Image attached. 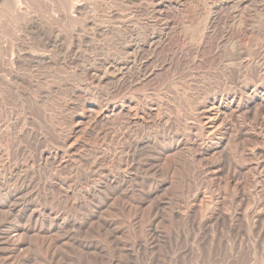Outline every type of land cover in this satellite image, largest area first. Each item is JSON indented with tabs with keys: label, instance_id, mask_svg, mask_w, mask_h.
<instances>
[{
	"label": "bare ground",
	"instance_id": "obj_1",
	"mask_svg": "<svg viewBox=\"0 0 264 264\" xmlns=\"http://www.w3.org/2000/svg\"><path fill=\"white\" fill-rule=\"evenodd\" d=\"M260 2L261 0H212L211 2L210 0H101L100 2L96 0H0V4H4L5 7H13L14 5L19 6L20 14H18V16L22 20L20 21L21 23L19 22L20 24H15L16 26H18L19 32H22L20 30H23L26 33L31 32L35 35L34 37L39 39V42L43 48H49V50L54 49L55 52H59L56 53V55L61 53V61L63 60L62 63L73 64L74 58H79L80 54L78 51H76V49L80 46H88L92 41H95V39L107 42L109 48L111 45L112 49H114L113 47L117 49L116 53H114L109 58L111 59V61H102L100 63L97 62L98 64H94L93 66L91 62L90 68L89 70H87V72L90 73V76L92 74V76L96 78L95 79L93 77L96 82L101 81L104 77H111L110 79L112 87H110L115 92V97L112 99V101H108L109 103L106 102L107 104L101 107L100 104L90 105L89 102H86L87 99H84L85 101L79 100L80 102L78 103H70L69 100H66L64 98H60L61 100H58L57 98L58 101H56V105L58 108V114L54 113V115L57 114V116L54 117L57 118L58 121L59 119H64L65 121L67 120L72 127L70 129H72L73 131V128L79 129L82 125L84 128L81 127L83 128L81 130H85L86 132L91 134L93 137L92 140L98 142H109L110 145L112 144L114 160L111 161L113 163V168H111L113 172V175L111 174L113 184L110 185L112 186L110 192L111 197L114 201V209L118 211L117 214L130 213L132 211L133 213L134 211H147L148 213H155L159 211L169 210L175 213L176 216L178 215L182 221L188 222L189 225L191 224L193 226L197 221L196 219H200V222L202 224L205 223V221H213L214 226L221 220V215L219 213L221 212V210H227L228 212L230 210L235 214L240 213L244 218L245 216H247V212L251 210L252 215L251 219L249 220H251L255 225L258 224L261 227H264V35H259L256 33L254 35V33L252 34L249 32V28H252L253 32L257 29L256 21L253 20V17L256 16L259 10L262 8V5H259L261 4ZM39 6H41V10L43 8L49 9L50 12L48 11L46 13H49L51 17H53V15L55 14L54 19L46 18L49 21H44L43 19H41V17L40 20L37 19V13L41 11L36 13L37 16L34 20H29V18H26V16H28L27 11H29L30 13L32 8L34 10V7L37 9ZM5 7L3 8L5 9ZM53 8H55L57 12H55V9ZM4 9H2L3 12L6 11V9L5 11ZM2 10L0 11L2 12ZM245 11H247V13L249 12L248 19L240 17V14L242 15V13H244ZM15 13L13 12V14ZM90 13L91 15L94 13L95 17L91 18V16H89ZM1 14L3 15V13ZM6 16L8 15L6 14ZM42 16L44 17V13ZM19 18L17 19V22L18 20H20ZM8 19H10V16ZM258 19L261 18L258 17L257 20ZM14 21L12 22L14 23ZM10 22L11 20L9 21V23ZM11 27L10 29H13ZM6 28L8 29L9 27L6 26L4 29L6 30ZM1 29L2 28H0V30ZM11 32L8 33L12 34L13 32ZM0 33V82L3 83H0V86L3 85L5 87H9L8 89L11 88L14 91L13 95L15 94L22 98V96H24L30 88H37H32L34 84H32V86L31 83L27 80L29 76L24 74L25 72L29 71L28 68H31L32 66L35 67V65L44 66L45 72V67L47 69V67H50L56 60H52L51 53H49L50 56H46L44 55V53L42 55L38 54V57L34 58L30 57L28 54H21L25 51H22L20 53L17 52L16 55H13V47L17 45L18 49V47H21L22 44L15 45L11 42V38L7 39L8 36L5 35V32ZM13 34L11 36H13ZM215 34L217 36L216 38L214 37L216 39L215 45L214 47H209L213 49H210L212 51H209L210 53H208L209 55L212 53L211 60L210 62L208 61L210 67L207 66L208 68H206L204 65H208V63H205L204 61L205 64L203 66L206 69H200L202 67V64H200L202 63V61L200 60V57L202 55H200V53L202 51L199 52L198 48H200L206 38L213 39L212 35ZM28 36L27 38H29ZM171 37H173L174 40L172 49L175 56H177V59H172V61L174 62L169 63L172 57L170 59L167 58L169 60L168 63L165 64L164 61H159L160 58H157V56H155V52L158 51V47L165 45V43L167 45V41L171 39ZM173 40H170V42ZM27 41L29 42L30 38ZM38 44L39 43H37V45ZM204 47H206V44H204ZM164 48L167 49L168 47ZM33 49L34 48H32V52H35L33 51ZM9 50L10 54L7 55L6 53ZM30 52L31 51H29L28 53ZM164 56L162 54L163 58ZM53 59H55L54 56ZM200 65L201 67H199ZM197 66L198 68H196ZM219 66H222L221 71H224V74H221L222 76L219 73V69L221 68ZM53 67L51 66V68ZM78 67L75 68L78 69ZM228 67H233V69L235 68L236 74L234 73L233 76L232 74H229L228 70L230 68L228 69ZM14 68L16 69L14 70ZM37 68L35 67V69ZM17 69H19L18 72ZM162 69L163 71L165 70V74L163 72L160 73H163L166 77L165 79L163 78L164 80L162 79V77H160V79L162 80L158 81L159 72L157 70L161 71ZM156 71L158 72L157 77H155L156 83L153 82L155 84L150 83V85H148L149 82H151L148 80L149 82L148 84H146V80L153 73L156 74ZM217 72L220 76L215 75V73ZM33 75L35 76V72ZM5 76H9L13 83H10V80H8L7 78L6 80ZM207 77L210 78L211 81L213 80V82L214 80H216V78L220 77V81L214 82L216 84L214 88L212 87L213 90H211L210 94L203 92L205 89L199 95L197 94V92L196 94L195 92L192 94L188 93V91H186L187 93L180 91V94L176 92L178 90L176 88L177 82L175 81L177 80L181 81L180 79H182L185 81V83H195L198 84L197 86L203 85V87L205 88L206 84L210 80ZM156 78L158 79L156 80ZM179 81L178 86L182 85V81L180 82L181 84H179ZM206 81L207 83H205ZM94 84L95 83H93V85ZM140 84H142L143 86L141 85L138 90H134L138 85L140 86ZM41 86L43 87V85ZM94 86L91 85L90 88L92 89ZM207 87H209V85ZM38 88L37 91L39 90ZM45 88L43 89L44 91L47 89ZM4 89L5 88H3L2 90L1 88L3 92H6L7 89L5 91ZM31 89L29 90V92L31 91ZM57 89H54L55 92L57 91ZM34 91L37 92L36 90ZM58 92H60V90ZM9 93L10 92L8 91V94ZM30 93L32 94L33 91ZM43 94L45 95L44 92ZM96 94L97 93H95V95ZM25 96L28 97L27 95ZM46 96H51V94L45 95V97ZM56 96H53V98L55 99ZM4 98L2 97L1 101H4ZM31 99H33V97ZM8 100L9 99L5 101L7 102ZM20 100L23 99H19V101ZM12 101H14V99ZM6 102H4V108L1 105L2 109L4 110L7 107ZM46 103H49V101ZM50 103L46 105L50 106ZM23 105L25 106L27 105V103H23ZM46 105L44 104V106ZM19 106H21V103L19 104ZM46 108V110L49 111L47 106ZM2 109L0 108V110ZM29 109H27V111ZM18 110L20 111L21 109L18 108ZM27 111H25L24 109V113ZM165 111L168 112V115L165 113ZM28 115L30 116V114ZM169 115H172L173 117ZM42 116L43 114H41V117ZM38 119L39 118H37V120ZM53 120L55 121L54 118L52 120L46 121L49 122ZM25 121H23L22 124H24ZM65 121L63 123L64 125L66 123ZM7 122L10 121L8 120ZM11 122H13V120ZM41 122L42 121H40V124ZM50 123L52 126V122ZM54 123L55 122H53V124ZM63 124L62 126H64ZM93 124H96L97 126L100 125V128L98 130L96 129V131L93 128V130ZM6 125L9 127L8 124ZM59 125H61V123H59ZM67 125H65L63 128L66 129L65 127H67ZM42 127H44V130H46L45 126ZM55 127H58V129L61 130V126ZM55 127L53 126L54 129ZM53 128L50 127L49 129ZM1 131L0 140L2 141L0 142L1 144H3V146L1 147L0 144V264H15V262L18 264H55L56 262V264H66L68 262L67 252L70 250L71 246L78 249L79 252L93 250L96 252V254H98L99 250L96 244L92 243V241H88L89 243H86V241L83 240L82 234H85V229H83V223H79L81 222V220L78 221V225H75V221H72V224L66 221L68 217H65L66 219H64L63 217V219H61L60 221L56 219L48 220L51 213H38L39 211L33 210L34 205L33 203H29L28 197L30 194L29 189L32 177L30 180H28L27 171H25L27 170L25 169V167L28 166L25 165L33 162V159L35 158L32 159L31 156L25 155V152L19 151L18 149L20 148L18 146L20 143L17 145V147H15L16 145L14 143H10V139L5 137L6 135L3 136ZM43 132L45 133V131ZM69 136H64L65 139L62 138L64 145L72 142L71 137ZM47 139L49 140V137ZM57 141L59 140L57 139ZM81 145L75 147V145L71 144L67 149H71L72 147H74L77 150H80V148H82ZM60 147H62V145ZM66 147L67 146H65L64 148ZM44 148H46V146H44ZM44 148L43 150H45ZM61 150L64 149L62 148ZM54 151L55 152L49 151L47 153H44L43 151L40 153L38 151L39 156L37 155L38 160L40 159L41 161L42 159H44L45 161L49 162L52 167L50 169L53 170L52 173L54 174V178L51 177L54 183L51 186L49 185L48 188L46 187L47 190L45 189V191L49 193V191L53 189L55 192H57L59 198V201L56 200L58 207L61 205L63 209H75L77 207V202L75 203V200H71L68 197L71 195H69L68 192V189L70 188L66 186L67 183L65 185L64 179L59 177L60 173H62L61 171L63 169L65 170V166L68 162L66 163V165L65 163L64 165H55L54 161L56 152L59 151ZM83 151L85 153L87 152L88 154H95V150L91 151V149L86 150L84 148ZM105 152H102L101 154H103L104 156L103 162L106 161L105 167H107L106 169L109 170L111 166H109L108 163L111 162H107L108 158L105 156ZM61 153L63 152L61 151ZM72 155H74V153ZM19 156L21 158L24 157V159L22 158V160L26 162L22 161V163H24L25 165L19 163V161L17 160ZM67 157L69 159V156ZM77 159L81 164V158L78 157ZM99 161L100 160L96 156H92V160L91 162H89L90 164L87 163V165L89 164L87 167V173L85 172L86 174H84L83 176L86 178H92L93 173L102 164L101 163L99 165ZM112 163L110 165H112ZM101 167L100 169L102 170L104 168L105 171V167ZM85 168L84 170L86 171ZM42 171L44 170L42 169ZM77 172H83V170ZM80 175L78 176L79 178ZM39 178L42 177L39 176ZM91 178L90 180L94 179L95 176H93L92 179ZM174 183H183V185L197 184V187H194V191L192 190L193 194L189 195V198H186L185 194H183L186 199L177 202L173 200L174 197L172 198V194L169 193V190L172 189ZM93 184H95V182ZM96 184L98 183L96 182ZM210 188L212 189L211 194L214 193L215 197H212L207 192L210 190ZM92 191L95 192V187L94 189H92ZM107 191L105 192L107 193ZM227 191L232 195L233 200L230 202L226 201V197L228 196H226ZM89 193L91 192L89 191ZM50 194L51 196L53 195L51 192ZM77 195L79 194L77 193ZM106 196L108 197L109 195ZM93 197L97 198V196L94 195ZM181 197L183 196L181 195ZM51 198H47L49 200V203H52ZM56 201H54V203ZM99 208H97V206H93L91 207L92 210L90 209L91 211H88L86 209V213L88 211V214H86L87 219L85 222H83L84 224H87L88 228L94 226L99 228V226H101L103 229H108L110 225L105 224L106 222L102 224L103 221L97 219L96 216H94V214H96L95 212L98 213ZM110 210H112V208ZM89 212H91V214ZM207 212L208 217H204L203 215H205ZM65 213L66 212H64V214ZM61 214H63V210ZM43 215L44 219L41 218L43 217ZM70 219H72V217H70L69 220ZM83 219H85V217ZM229 222L231 227L234 226L233 221L230 220ZM107 223L109 222L107 221ZM211 223L212 222H210V224ZM110 234L112 239L116 243L115 245L118 248L119 243L116 242L117 232L111 230ZM31 238L36 242L31 243L29 241ZM28 252H30L29 255H27ZM20 258L22 259V262L20 261ZM73 259L75 260L76 258H74L73 256ZM17 260L20 262H18Z\"/></svg>",
	"mask_w": 264,
	"mask_h": 264
},
{
	"label": "rangeland",
	"instance_id": "obj_2",
	"mask_svg": "<svg viewBox=\"0 0 264 264\" xmlns=\"http://www.w3.org/2000/svg\"><path fill=\"white\" fill-rule=\"evenodd\" d=\"M96 1H101V0H96ZM212 0H210V2H211ZM263 1V2H262ZM261 4H259L261 7V12H260V10H259V12L257 13V17L256 16H254L253 18V20H255L256 21V30L253 32V29L252 28H249V32L250 33H254V35H255V33L256 34H262V35H264V21H263V19H264V0H261V2H260ZM1 5V7H0V10H2V9H4L3 7H5L4 6V4L2 5V4H0ZM96 5V4H95ZM14 7V8H13ZM13 7H5V9H6V11H5V9H4V11L5 12H7V10H8V12L10 13V11H11V13L9 14L8 12L7 13H5V12H3V10H2V12L0 11V22L3 20L4 21V23H3V21L0 23V28H2L3 30H5L4 28L6 27V26H8L9 28L7 29L6 28V30L5 31H3L2 29L0 30V32H5V35L6 36H8L7 37V39H9V38H11V42L12 43H14L15 45L16 44H22L21 45V47H18V49H17V45L15 46V47H13V49H12V54L13 55H16L17 54V52L18 53H20V52H22V51H25V52H23V53H21V54H28L30 57H38V54L39 55H42L43 53H44V55H46V56H50V54L49 53H51V58H52V60L54 61V60H56V61H54V63L51 65L54 69H56V70H54L53 68H51V66L50 67H47V69H46V67H45V72H44V66H37V65H35V67L37 68V69H35V67L34 66H32L31 68L29 67L28 69H29V71H27V72H25L24 74H26L27 76H29L28 78H27V80H28V82H30L31 83V85L32 84H34V86L32 87V88H38L39 90L37 91V88L36 89H31V91L30 92H32L33 91V93L31 94L30 92H29V90L26 92V94L25 95H27L28 97H26L25 95L24 96H22V98L21 97H19V96H17V95H13V93H14V91L10 88V89H8L9 87H5V86H0V90H1V88H2V90H3V88H5L4 89V91L6 90V92H3L2 90L0 91L1 92V95H0V108L2 109V107H3V105L5 104L4 102H6L5 100H7V99H9L6 103V106L8 107H6V109H7V111H6V109L4 110V109H2V110H0L1 111V113H0V126H2V127H0V131H1V129H2V131H1V133H2V135L4 136V135H6L5 137H7V138H9L8 140L9 141H11L10 143H14L16 146L15 147H17V145L19 144V148L20 149H18L19 151H21V152H25V155H27V156H31V158L33 159V158H35V159H33V162H30L29 164L30 165H32V166H30L29 164H27V165H25L24 163H22V161H24V160H22V158L24 159V157H20L19 156V158L17 159L18 161H19V163L20 164H22V165H25V166H28V167H25V169H27V170H25V171H27V178H28V180H30L31 179V177H32V181H34V182H30V189H29V203H33V205H34V207H33V210H37V211H39L38 213H45V212H48L49 214H50V217H49V219L48 220H52V219H56V220H61V219H63V217H64V219H66L67 217V219H66V221H68L69 223H73L74 221V223H75V225H78V221H80L81 220V222H79V223H83V229H85V234H82V238H83V240L84 241H86V243H89V242H91L92 241V243H94V244H96L97 246H98V250H99V253L98 254H96V252L95 251H93V250H88V251H80L79 252V250L78 249H76L75 247H70V250L67 252V256H68V262L66 263V264H264V227H261L260 225H258V224H253L252 223V221L251 220H249V219H251V215H252V211L250 210V211H248L247 213V216H245V218L243 217V215L241 216V214L239 213V214H235V213H233L232 211H230L229 210V212L227 211V210H224V211H222L221 210V212H219L220 213V215H221V220L216 224V225H214L213 226V221H210V222H212L211 224H210V222H207V221H205V223H201L200 222V219H196L197 221H196V223L192 226L191 224L189 225V223L188 222H186V221H182L181 219H180V217L177 215L176 216V214L175 213H173V212H171V211H159V212H155V213H148L147 211H145V212H139V211H134V213H133V211L132 212H130V213H119V214H117L118 213V211L116 210V209H114L115 208V206H114V201H113V198L111 197V188H112V186H110V185H112L113 184V179H112V175H113V172H112V169L111 168H113V163L111 162V161H113L114 159H113V155H114V152H113V146H112V144L110 145V143L109 142H103V141H95V140H92V135L91 134H89L88 132H86L85 130H81V129H83L84 127L81 125L80 126V128L78 129H76V128H73L74 129V131L72 130V129H70V128H72L71 126H70V123H68V121L66 120H64V119H59V121L57 120V118H55L56 116H57V114H58V108H57V105H56V101H58V100H61V99H66V100H69L70 101V103H78V102H80V101H85L84 99H87L86 100V102L88 103H90V105L91 104H94V105H98V104H100V106L101 107H103L105 104H107V103H109V102H111L112 101V99L115 97V92L112 90V86H111V77H104L101 81H99V82H96L95 81V77L94 76H92V74H91V76H90V73L89 72H87V70H89V68H90V65H91V62H92V66L94 65V64H98V63H100V62H102V61H106V62H109V61H111V59H109L114 53H116V51H117V49H115V47H113L114 49H112L111 48V45H110V48H109V46H108V44H107V42H103V41H100V40H97V39H95V41H92V42H96V43H92V46H91V43L88 45V46H77V47H79V48H77L76 49V51H78L80 54H79V58L78 57H75L74 58V62L76 63H74L73 62V64H65V63H62L63 62V60L61 61V59H62V54L60 55V54H57L56 55V53H59V52H55V50L53 49V50H49V48H43L42 47V45L40 44V42H39V39L38 38H36V37H34L35 35L34 34H32L31 32H24L23 30H20V31H22L21 33L19 32V29H18V26H16V25H18L17 23H19L22 19H20L19 18V16H18V14H20V8H19V6L18 5H14ZM36 7V6H35ZM34 7V10H33V8H32V10L30 11V13H29V11H27L26 13H27V15L29 16H26V18H29V20L30 19H35L36 18V16H37V14H38V17H37V19H39L40 20V17H41V19H43L44 21H46V20H48V19H46V18H51V19H54V16H55V14L53 15V17H51V15L49 14V13H46V12H48L49 11V9H46V8H43L42 10L40 9L41 8V6H39L37 9ZM2 8V9H1ZM13 10H11V9ZM50 8V7H49ZM10 9V10H9ZM53 9H55V8H53ZM121 9H122V7H121ZM263 9V10H262ZM36 10H38V11H36ZM46 10V11H45ZM39 11H41V12H39ZM44 11V12H43ZM166 11V10H165ZM13 12L15 13V14H13ZM37 12H39V13H37ZM50 12V11H49ZM55 12H57L56 11V9H55ZM1 13H3V15L1 14ZM34 13V14H33ZM37 13V14H36ZM43 13H44V17L42 16L43 15ZM92 13V12H91ZM91 13H90V15L89 16H91V18H93V17H95V14L93 15H91ZM245 13V14H244ZM244 13H242V15L240 14V17H244L245 19H248V14H249V12L247 13V11H245ZM247 13V14H246ZM6 14L8 15V16H6ZM14 16H13V15ZM49 16H48V15ZM244 14V15H243ZM12 15V16H11ZM39 15H41V16H39ZM47 17H46V16ZM9 16H10V19H8L9 18ZM17 16V17H16ZM56 16H57V14H56ZM262 16V17H261ZM261 18V19H258L257 20V18ZM1 18H3V19H1ZM20 19V20H18V22H17V19ZM56 18V17H55ZM243 18V19H244ZM8 19V20H7ZM14 19H15V21H14ZM244 19V20H245ZM7 20V21H6ZM11 20V22L9 23V21ZM12 21H14V23L12 22ZM49 21V20H48ZM8 22V23H7ZM258 22V23H257ZM261 22H263V23H261ZM21 23V22H20ZM19 23V24H20ZM6 24V25H5ZM11 24V25H10ZM16 24V25H15ZM12 26V27H11ZM10 27L11 28H13V29H10ZM16 27H17V29H16ZM260 27V28H259ZM16 30H15V29ZM252 29V30H251ZM9 30V31H8ZM15 30V31H14ZM18 30V31H17ZM14 33H12V32ZM18 33H17V32ZM8 32H11L12 34H13V36H11L12 34H9ZM261 32V33H260ZM20 33V34H19ZM23 33V34H22ZM26 33V34H25ZM1 34V33H0ZM17 34H19L20 35V37H19V35H17ZM9 35H10V37H9ZM17 35V36H16ZM25 35V36H24ZM29 35V36H28ZM27 36L30 38V41L28 42L27 40H29V38H27ZM213 37V39H211V38H206V40L204 41V43L200 46V48H198L199 49V52H201L200 53V55H202L201 57H200V60L202 61V63H200V64H202V67H201V65L199 66V67H201L200 69H204L205 67L206 68H208V67H210L209 65V62H210V60H211V56H212V53L209 55L208 53H210L209 51H212V50H210V49H213V48H209V47H214V45H215V42H216V34L215 35H212ZM13 37H15V38H13ZM211 37V36H210ZM215 37V38H214ZM257 37H260V36H257ZM35 38V39H34ZM169 38H170V36H169ZM18 39H20V40H18ZM207 39H208V41H207ZM215 39V40H214ZM16 40V41H15ZM168 40V39H167ZM170 40H173V37H171V39H169L168 41H167V45H166V43H165V45H163V46H161V47H158L157 48V52H155L156 53V55L155 56H157V58L159 57L160 59H159V61L160 62H163L164 61V63L165 64H167L168 63V60L171 58V60L169 61V63L171 62V63H173L174 61H172V59L173 60H176L177 58V56H175V54H174V52H173V45L172 44H174L173 42H174V40L173 41H171L170 42ZM14 41V42H13ZM24 41V42H23ZM25 41H26V43H25ZM36 41H38V42H36ZM17 42V43H16ZM19 42V43H18ZM37 43H39L38 45H37ZM102 43V44H101ZM104 43V44H103ZM26 44V45H25ZM31 46H29V45ZM168 44H170V45H168ZM204 44H206V47H204ZM41 45V46H40ZM106 47H105V46ZM102 46V47H101ZM83 49H82V48ZM164 47H168L167 49H165ZM204 47V48H203ZM15 48V49H14ZM32 48H34L33 49V51H35V52H32ZM105 48V49H104ZM204 49V50H202V49ZM21 49V50H20ZM48 49V50H47ZM79 49V50H78ZM87 49V50H86ZM108 51H107V50ZM201 49V50H200ZM16 50V51H15ZM37 50V51H36ZM44 50V51H43ZM100 50V51H99ZM110 50V51H109ZM167 52H166V51ZM29 51H31L30 53H28ZM40 51V52H39ZM50 51V52H49ZM52 51H54V52H52ZM15 52V53H14ZM27 52V53H26ZM37 52V53H36ZM47 52V53H46ZM103 52V53H102ZM160 52V53H159ZM32 53V54H31ZM41 53V54H40ZM54 53V54H53ZM163 54V56H164V58L162 57V54ZM171 53V54H170ZM7 55H9L10 54V50L6 53ZM98 54V55H97ZM102 55V56H101ZM168 55V56H167ZM170 55H172V56H170ZM174 55V56H173ZM208 55V56H207ZM53 56H54V58L55 59H53ZM60 56V57H59ZM161 56V57H160ZM167 56V57H166ZM170 56V57H169ZM60 59H59V58ZM87 57V58H86ZM96 57H97V59H96ZM100 57H101V59H100ZM202 57H203V59H202ZM208 57V58H207ZM162 58V59H161ZM167 58H169V59H167ZM175 58V59H174ZM205 58V59H204ZM95 59V60H94ZM166 59V60H165ZM209 59V60H208ZM57 60H58V62H57ZM79 60V61H78ZM87 60V61H86ZM90 62H89V61ZM101 60V61H100ZM108 60V61H107ZM207 60V61H206ZM59 61H61V62H59ZM81 61V62H80ZM83 61V62H82ZM86 61V62H85ZM94 61H96V62H94ZM166 61V62H165ZM204 61H205V63L207 62L208 63V65L207 64H205L204 63ZM209 61V62H208ZM56 62V63H55ZM80 62V63H79ZM98 62V63H97ZM58 63V64H57ZM61 63V64H60ZM77 63H78V65H79V67H78V65H77ZM83 65H82V64ZM64 64V65H63ZM81 64V65H80ZM89 64V65H88ZM164 64V65H165ZM205 64V65H204ZM84 65H86V66H84ZM205 67H204V66ZM57 68H56V67ZM66 66V67H65ZM71 66H73V67H71ZM89 66V67H88ZM208 66V67H207ZM33 67H34V69H33ZM68 67V68H67ZM75 67H78V69H76ZM87 67V68H86ZM219 67H221L219 70L221 71L222 70V66H219ZM40 68V69H39ZM62 68V69H61ZM66 68V69H65ZM70 68V69H69ZM72 68V69H71ZM83 69V71H82V69ZM196 68H198V66L196 67ZM205 68V69H206ZM215 68H217V67H215ZM230 68V69H229ZM16 68H14V70H15ZM32 69V70H31ZM51 69V70H50ZM77 70V71H74V70ZM85 69H86V72H85ZM217 69V70H218ZM228 72H229V74H232V76L234 75V73L236 74V70H235V68L233 69V67L231 68V67H228ZM232 69V70H231ZM18 70L19 69H17V72H18ZM39 70V71H38ZM43 70V71H42ZM80 70H81V72H80ZM21 71V70H20ZM19 71V72H20ZM33 72V74H34V72H35V76L32 74V72ZM159 73L160 72H163L164 74H165V70L163 71V69L161 70V71H159V70H157ZM155 72L156 74H152L146 81L147 82H145L146 84H148V82L149 81H151V82H149V84L148 85H150V83H152V84H155L156 83V81H155V77H157V73L158 72ZM219 71V73H220V75L222 74H224V71H221L220 72ZM22 72V71H21ZM42 72V73H41ZM78 72H80V73H78ZM40 73V74H39ZM85 73V74H84ZM158 73V78H156V80L158 79V81H161L163 78L165 79V77L166 76H164V74L162 73H160L161 74V76H160V74ZM218 73V72H217ZM217 73H215V75L216 76H220L219 75V73L217 74ZM226 73V72H225ZM20 74H23V73H20ZM46 74V75H45ZM50 74V75H49ZM71 74V75H70ZM79 74V75H78ZM81 74V75H80ZM88 74V75H87ZM33 75V76H32ZM37 75V76H36ZM73 75H75V76H73ZM155 75V76H154ZM221 75V76H222ZM79 76V77H78ZM84 76V77H83ZM86 76V77H85ZM9 76H5V79L7 78L8 80H10V83H13V81L11 80V78L9 77ZM36 77H38V78H36ZM92 77V78H91ZM95 79H94V78ZM160 77H162V79H160ZM235 77V76H234ZM40 78V79H39ZM152 78V79H151ZM153 78H154V81H153ZM208 78V77H207ZM6 79V80H7ZM37 79V80H36ZM44 79H45V81H44ZM49 79V80H48ZM81 79V80H80ZM92 79H94V80H92ZM163 79V80H164ZM208 79H210V78H208ZM219 79V80H218ZM53 80V81H52ZM62 80H64V81H62ZM110 80V81H109ZM149 80V81H148ZM181 81H182V85H180V86H178V81L179 80H177V81H175V82H177V84H176V88H177V90L178 91H176V92H178L179 94H180V91H183L184 93H187L186 91H188V93H194L195 92V94H196V92H197V94L199 95L204 89V91L203 92H205V93H207V94H210L211 93V90H213V88L215 87V84L216 83H214L215 81H220V77H218V78H216V80H214V82H213V80L211 81V79L208 81V83H207V81L205 82V83H207L206 84V86H205V88L203 87V85H199V86H197L198 84H195V83H185V81L184 80H182V79H180ZM12 81V82H11ZM48 81H49V83H48ZM75 81V82H74ZM84 81V82H83ZM108 81H109V83H108ZM181 81H179V84H181L180 82ZM34 82H36V83H34ZM59 82V83H58ZM62 82V83H61ZM79 82V83H78ZM81 82V83H80ZM89 83V84H86V83ZM92 82V83H91ZM153 82H155V83H153ZM184 82V83H183ZM210 82H211V84H210ZM1 83V82H0ZM38 83H39V85H38ZM41 83V84H40ZM57 83V84H56ZM71 83V84H70ZM93 83H95L94 85H93ZM1 84H3V83H1ZM0 84V85H1ZM38 85V86H36V85ZM60 84V85H59ZM83 84V85H82ZM92 86H94L93 88H94V90H93V88L91 89L90 88V86L91 85ZM143 84V83H142ZM142 84H140V86L138 85L134 90H138L140 87H141V85ZM183 84H184V86H183ZM188 84V85H187ZM213 84H214V86H213ZM6 85V84H5ZM41 85H43V87L41 86ZM59 85V86H58ZM63 85V86H62ZM65 85V86H64ZM79 85V86H78ZM187 85V86H186ZM192 85V86H191ZM196 85V86H195ZM209 85V87H207ZM47 88H45V87ZM58 87V89H59V87H60V92H58L59 90L57 89V87ZM89 88H88V87ZM111 86V87H110ZM143 86V85H142ZM189 86H191V87H189ZM193 86H195V87H197V88H199V89H197V88H195V87H193ZM51 87V88H50ZM63 87V88H62ZM81 87H83V88H81ZM87 87V88H86ZM108 87V88H107ZM182 87H184L185 88V90H184V88H182ZM203 87V88H202ZM207 87V88H206ZM213 87V88H212ZM41 88V89H40ZM46 89V90H48V88H49V90L51 91V93H50V91H49V93H48V91H44L43 89ZM53 88V89H52ZM182 88V89H181ZM194 88V89H193ZM202 88V89H201ZM212 88V89H211ZM57 89V93L55 92V90ZM74 89V90H73ZM81 89V90H80ZM85 89V90H84ZM89 89V90H88ZM187 89V90H186ZM192 90V92H191V90ZM208 89H210V90H207ZM34 90H36L37 92H35ZM42 90V91H41ZM63 90V91H62ZM67 90H68V92H67ZM92 90V91H91ZM107 90V91H106ZM108 90H109V92H108ZM196 90V91H195ZM8 91L10 92L9 94H8ZM41 91V92H40ZM54 91V92H53ZM73 91V92H72ZM97 91V92H96ZM114 93H113V92ZM43 92L45 93V95H49V94H51V96H52V98H51V96H46L47 97V100H46V97H45V95L43 94ZM65 93V94H63V93ZM93 92V93H92ZM199 92V93H198ZM2 93H3V95H2ZM6 93V94H5ZM11 93H12V95H11ZM53 93V94H52ZM70 94V95H68V94ZM95 93H97L96 95H95ZM99 93V94H98ZM8 94V95H7ZM29 94H30V96H29ZM33 94H35V95H33ZM37 94V95H36ZM40 94H42V95H40ZM55 94V95H54ZM62 94V95H61ZM83 94H84V96H83ZM7 95V96H6ZM44 95V96H43ZM56 95H59V96H56ZM66 95V96H65ZM73 95V96H72ZM78 95H80V96H78ZM92 95H95V96H92ZM102 95V96H101ZM4 98L5 96V98H4V101H1V98L2 97ZM9 96V97H8ZM18 98H17V97ZM40 98H39V97ZM53 96L55 97L56 96V100L53 98ZM61 96V97H60ZM67 96H69V97H67ZM105 96V97H104ZM24 97H25V99H24ZM33 97V99H31ZM78 97H80V98H78ZM93 97V98H92ZM99 99H98V98ZM7 98V99H6ZM10 98H12V99H10ZM17 100H16V99ZM36 98V99H35ZM45 100H44V99ZM57 98H58V100H57ZM61 98V99H60ZM68 98V99H67ZM71 98V99H70ZM95 98V99H94ZM97 98V99H96ZM107 98V99H106ZM14 99V101H12ZM19 99H23V100H20L19 101ZM35 99V100H34ZM43 99V100H42ZM49 99H51V100H49ZM76 99V100H75ZM53 100V101H52ZM80 100V101H79ZM95 100V101H94ZM100 102H99V101ZM107 100V101H106ZM12 101V102H11ZM17 101V102H16ZM25 101V102H24ZM32 101V102H31ZM44 101H46V102H48L49 101V103H50V106L49 105H46V104H49V103H46V102H44ZM55 101V102H54ZM109 101V102H108ZM38 104H37V103ZM41 102H43V103H41ZM54 102V103H53ZM96 102V103H95ZM103 102V103H102ZM107 102V103H106ZM17 103V104H16ZM21 103V106H19V104ZM23 103L25 104V103H27V105L29 106H27V105H23ZM31 103H32V105H31ZM34 103V104H33ZM16 106H15V105ZM37 104V105H36ZM43 104V105H42ZM44 104L48 107V110L49 111H47L46 109V106H44ZM1 105H2V107H1ZM10 105V106H9ZM22 105H23V107H22ZM52 105V106H51ZM55 105H56V107H55ZM13 106V107H12ZM32 106V107H31ZM40 106V107H39ZM17 107V108H16ZM21 107V108H20ZM38 107V108H37ZM55 107V108H54ZM4 108V107H3ZM18 108L19 109H21L20 111L18 110ZM25 109V111H27V109H29L27 112H29V113H27V112H25L24 113V109ZM32 108V109H31ZM34 108H36V109H34ZM40 108V109H39ZM54 108V109H53ZM57 108V109H56ZM38 109V110H37ZM53 109V110H52ZM56 109V110H55ZM16 110V111H15ZM23 110V111H22ZM13 111V112H12ZM37 112V114H36V112ZM38 111H41V112H38ZM4 112H7V113H4ZM49 112V113H48ZM5 115H4V114ZM12 115H11V114ZM24 113V114H23ZM34 115H33V114ZM40 115H39V114ZM51 113H53V114H51ZM54 113H57V114H55L54 115ZM165 113L168 115V112L167 111H165ZM8 114H10V115H8ZM23 114V115H22ZM28 114H30V116L28 115ZM31 114H32V116H31ZM41 114H43V116L41 117ZM47 114H49V115H47ZM7 115V116H6ZM25 115H27V116H25ZM39 115V116H38ZM45 115H46V117H45ZM53 115V116H52ZM10 116V117H9ZM13 116V117H12ZM23 116H25V117H23ZM37 116V117H36ZM49 116V117H48ZM55 116V117H54ZM169 116H171V117H173L172 115H169ZM21 117V118H20ZM23 117V118H22ZM31 117H32V119H33V121H32V119H31ZM45 117V118H44ZM6 118H8V119H6ZM37 118H39L38 120H37ZM44 118V119H43ZM51 118V119H50ZM55 119V121L53 120V121H46V120H52V119ZM6 119V120H5ZM11 119V120H10ZM17 119V120H16ZM27 119V120H26ZM12 121L13 120V122H7V121ZM26 120V121H25ZM32 122H31V121ZM45 122H44V121ZM62 120H63V122H62ZM23 121H25L24 122V124H22L23 123ZM38 121V122H37ZM40 121H42L41 122V124H40ZM57 121V122H56ZM64 121L66 122L65 123V125H67V127H65L66 129H64L63 127L65 126L63 123H64ZM28 122H30V123H28ZM50 122H52V126H51V123ZM53 122H55L54 124H53ZM61 123V125H59V123ZM5 123V124H4ZM10 123V124H9ZM14 123V124H13ZM34 123V124H33ZM44 123V124H43ZM4 124V125H3ZM6 124H8L9 125V127L6 125ZM19 124H20V126H19ZM38 126H37V125ZM49 124V125H48ZM62 124L64 125V126H62ZM15 125V126H14ZM24 125V126H23ZM28 125V126H27ZM31 125V126H30ZM45 126V129L46 130H44V127H42V126ZM94 126L92 127V129L94 128L95 129V131H96V129L98 130L100 127V125H96V124H93ZM4 126V127H3ZM18 126V127H17ZM51 128H53V126L55 127V126H61L60 128H61V130H59L58 129V127L56 128L55 127V129L53 128V129H49L50 127ZM68 126H70V127H68ZM5 127H6V130H5ZM12 127V128H11ZM24 127V128H23ZM46 127H49V128H46ZM81 127H83V128H81ZM9 128V129H8ZM34 128H35V130H34ZM43 128V129H42ZM63 128V129H62ZM28 129V130H27ZM70 129V130H69ZM93 129V130H94ZM6 131V134H5V131ZM8 130H9V132H8ZM32 130V131H31ZM41 132H40V131ZM45 131V133L43 132V131ZM49 130V131H48ZM51 130H52V134L54 135V137H53V135L51 134ZM53 130H54V133H53ZM56 130V131H55ZM68 130H69V132H68ZM76 130V131H75ZM28 132V133H27ZM38 132V133H37ZM43 132V133H42ZM48 132H50V133H48ZM57 132H59V133H56ZM72 132V133H71ZM8 133V134H7ZM48 135H47V134ZM71 135H70V134ZM14 134V135H13ZM30 134H31V136H30ZM34 134H36V135H34ZM42 134V135H41ZM45 134V135H44ZM52 136H51V135ZM34 135V136H33ZM70 135V136H69ZM91 135V136H90ZM14 136V137H13ZM18 136V137H17ZM40 136V137H39ZM51 136V137H50ZM57 136V137H56ZM60 136H61V138H60ZM63 136V137H62ZM64 136L66 137V136H69V137H71V141L72 142H70L69 144H65L64 145V142H63V140H62V138L63 139H65L64 138ZM4 137V138H5ZM12 138V140H11V138ZM46 139H45V138ZM49 137V140L47 139ZM39 138V139H38ZM54 138V139H53ZM55 138H57L59 141H61V142H59V141H57V139H55ZM60 138V139H59ZM75 138V139H74ZM43 139V140H42ZM4 140V139H3ZM25 142H24V141ZM38 140V141H37ZM41 140V141H40ZM48 140V141H47ZM73 140H75V141H73ZM0 141H2V140H0ZM95 141V142H94ZM18 142V143H17ZM37 142V143H36ZM49 142V143H48ZM77 142H79V143H77ZM101 142V143H100ZM58 143V144H57ZM60 143V144H59ZM61 143H63V144H61ZM0 144H1V142H0ZM46 144V145H45ZM75 145V147L76 146H80L81 144H83V145H81V147L82 148H80V150H77L76 148H74V147H72L71 149H67L68 148V146L69 145ZM93 144V145H92ZM96 144V145H95ZM31 147H30V146ZM43 145V146H42ZM54 145V146H53ZM62 145V147H60V146ZM63 145H64V147L65 146H67L66 148H64L63 147ZM106 145V146H105ZM110 145V146H109ZM3 146V144H1V147ZM29 146V147H28ZM40 146V147H39ZM44 146H46V148H44ZM55 146H56V148H55ZM95 146V147H94ZM109 146V147H108ZM234 146V145H233ZM36 147V148H35ZM86 149V150H90L91 149V151H94V153L96 154H88L87 152L85 153L83 150H84V148ZM87 147V148H86ZM31 148V149H30ZM43 148L46 150H43ZM49 148V149H48ZM64 149V150H61V149ZM109 148H110V150H109ZM29 149V150H28ZM33 149V150H32ZM36 149V150H35ZM41 149V150H40ZM50 149H52V150H50ZM97 149V150H96ZM108 150V152H107V150ZM48 150V151H47ZM54 150H56V151H59V152H56V156H55V161H54V163H55V165H59V164H62V165H64V163H65V165H66V163H67V165L65 166V170L63 169L61 172L62 173H60V178H62V179H64V181H65V185H66V183H67V187L68 188H70V189H68V192H69V195L70 196H68L71 200H75L74 202L77 204V207L75 208V209H63L62 208V206L60 205L59 207H58V205H57V201H59V198H58V194H57V192H55L53 189H51L50 191H49V193L48 192H46L45 191V189H46V187L48 188L49 187V185L51 186L53 183H54V181H53V179H51V177L52 178H54V174L52 173L53 172V170H51L50 168H52L51 167V165L49 164V162L48 161H45L44 159H42L41 161H40V159L38 160V157H37V155L39 156V153H38V151L41 153L42 151L44 152V153H47V152H55ZM76 150V151H75ZM103 150V151H102ZM105 150H106V152H105ZM61 151L63 152V153H61ZM31 152V153H30ZM71 154H70V153ZM84 152V153H83ZM102 152H105V156L108 158L107 159V162L108 161H110L111 163H112V165H110L111 163H108V165L109 166H111L110 168H109V170H111V171H109L108 169H106L107 167H105L106 166V161L105 162H103V154H101ZM112 154H111V153ZM33 153V154H32ZM36 153V154H35ZM66 153V154H65ZM74 153V155H72ZM62 154V155H61ZM68 154V155H67ZM72 156H70V155ZM97 154H99V155H97ZM69 156V159H68V157L67 156ZM84 155V156H83ZM86 155V156H85ZM91 155V156H90ZM110 155V156H109ZM26 156V157H27ZM63 156V157H62ZM92 156H96L100 161H99V165L102 163V164H104V165H102V167H101V165L96 169V171L93 173V176H95V178L94 179H92L93 178V176H92V180H90V178H86V177H84L83 175L84 174H86L87 173V167H88V165L90 164L89 162H91V160H92ZM101 156H102V158H101ZM56 157H58V158H56ZM71 157V158H70ZM78 157H80L81 158V160H82V163L80 164V162H79V160L77 159ZM90 159H89V158ZM21 158V159H20ZM62 158V159H61ZM111 159V160H110ZM21 160V161H20ZM57 160V161H56ZM59 161H60V163H59ZM73 161V162H72ZM24 162H26V161H24ZM45 162H47V163H45ZM58 162V163H57ZM63 162V163H62ZM87 163H89L88 165H87ZM38 164V165H37ZM69 164H70V166H69ZM73 164V165H72ZM77 164V165H76ZM80 164V165H79ZM48 166V167H47ZM50 166V167H49ZM86 168H85V167ZM103 166L105 167V171H104V168H103ZM32 167V168H31ZM44 167H45V169H44ZM100 167L101 168H103L102 170L100 169ZM66 168H67V170H66ZM76 168V169H75ZM84 168L86 169V171L84 170ZM36 169V170H35ZM42 169L44 170V171H42ZM70 169V170H69ZM79 169V170H78ZM83 170V172H77V171H82ZM31 170V171H30ZM47 170V171H46ZM101 172H100V171ZM108 170V171H107ZM64 171V172H63ZM99 171V172H98ZM39 172V173H38ZM48 174H47V173ZM74 174H73V173ZM86 172V173H85ZM108 172V173H107ZM64 173V174H63ZM78 173V174H77ZM82 175H80V174ZM98 173V174H97ZM107 173V174H106ZM32 174V175H31ZM39 174V175H38ZM46 174V175H45ZM76 174V175H75ZM112 174V175H111ZM71 175V176H70ZM80 175V178L78 177ZM97 175V176H96ZM39 176L40 177H42V178H39ZM56 176V175H55ZM110 178H109V177ZM48 177V178H47ZM83 177H84V179H83ZM100 177V178H99ZM103 177V178H102ZM107 177V178H106ZM39 178V179H38ZM42 179V180H41ZM49 181H48V180ZM102 181H101V180ZM40 180V181H39ZM67 180V181H66ZM76 180V181H75ZM98 180V181H97ZM107 180V181H106ZM51 181H52V183H51ZM105 183H104V182ZM46 182V183H45ZM80 182V183H79ZM86 182V183H85ZM95 182V184H93ZM96 182L98 183V184H96ZM32 183V184H31ZM85 183V184H84ZM92 183V184H91ZM206 183H208V182H206ZM106 184H107V186H106ZM136 184H138V183H136ZM181 184V185H180ZM76 185V186H75ZM84 185V186H83ZM92 185V186H91ZM178 185V186H177ZM44 186V187H43ZM73 186H74V188H73ZM91 186V187H90ZM78 187H79V189H78ZM84 187V188H83ZM94 187H95V192H93L92 191V189H94ZM194 187L196 188L197 187V184H189V185H187V184H184L183 185V183H174L173 184V187H172V189L171 190H169V193L170 194H172L171 196H172V198H173V200H175V201H183V200H185L186 198H189L190 196L189 195H192L193 193V191H194ZM44 190H43V189ZM82 188V189H81ZM88 188V189H87ZM107 188V189H106ZM91 189V190H90ZM168 189V188H167ZM183 189V190H182ZM30 190H32V191H30ZM40 190V191H39ZM47 190V189H46ZM81 190V191H80ZM108 190V191H107ZM193 190V191H192ZM212 189L210 188V190L209 191H207L212 197H215V194L213 193V194H211V191ZM73 191V192H72ZM79 191V192H78ZM89 191L91 192V193H89ZM105 191H107V193L105 192ZM191 191V192H190ZM46 192V193H45ZM50 192L53 194L52 196H51V194H50ZM88 192V193H87ZM45 193V194H44ZM77 193L79 194V195H77ZM188 193V194H187ZM36 194V195H35ZM38 194V195H37ZM48 194H50V195H48ZM94 196H97V198L95 197H93V195ZM96 194V195H95ZM100 194V195H99ZM183 194H185V197H184V195ZM40 195V196H39ZM47 195V196H46ZM106 195H109L108 197L106 196ZM181 195L183 196V197H181ZM214 195V196H213ZM228 195V196H227ZM57 196V197H56ZM98 196H100V197H98ZM105 196V197H104ZM226 201L227 202H230V201H232L233 199H232V195H231V193L230 192H226ZM32 199H31V198ZM52 197V198H51ZM53 197H55V198H53ZM39 198V199H38ZM50 199L51 198V202L52 203H49V200L48 199ZM87 198H88V200H87ZM98 198H99V201H98ZM111 198H112V200H111ZM178 198V199H177ZM181 198V199H180ZM184 198V199H183ZM230 198V199H229ZM82 199V200H81ZM96 199V200H95ZM103 199V200H102ZM109 201H107V200ZM41 200V201H40ZM53 200V201H52ZM57 200V201H56ZM36 201V202H35ZM54 201H56L55 203H54ZM92 201V202H91ZM94 201V202H93ZM104 201H106V202H104ZM110 201H111V203H110ZM175 201H173V202H175ZM40 202V203H39ZM46 202V203H45ZM48 202V203H47ZM96 202V203H95ZM101 202V203H100ZM86 203V204H85ZM90 203V204H89ZM100 203V204H99ZM104 203V204H103ZM107 203H109V204H107ZM46 204V205H45ZM51 204H52V206H51ZM54 204V205H53ZM89 204V205H88ZM91 204H93V205H91ZM107 204V205H106ZM36 205V206H35ZM39 205V206H38ZM81 205V206H80ZM83 205V206H82ZM99 205V206H98ZM47 206V207H46ZM56 206V207H55ZM90 206V207H89ZM93 206H97V208H99V211H98V213L97 212H95L96 214H94V216H96V218L97 219H99V220H102V221H100V222H102V224H104L105 222V224H107V225H110L109 227H110V229H109V227H108V229L106 228H102L101 226H99V228L98 227H96V226H94V227H87V224L85 223L84 224V222L86 221V219H87V215L86 214H88V211H91L92 209H91V207H93ZM112 206V207H111ZM37 209H36V208ZM49 207V208H48ZM52 207V208H51ZM86 207V208H85ZM107 207H108V209H107ZM39 208V209H38ZM52 210H51V209ZM55 208V209H54ZM105 208V209H104ZM112 208V210H110ZM58 211H57V210ZM60 209V210H59ZM81 209V210H80ZM86 209L88 210L87 211V213H86ZM91 209V210H90ZM41 210V211H40ZM62 210H63V214H64V212H66L67 213V216H66V213L63 215V214H61L62 213ZM72 210V211H71ZM79 210V211H78ZM109 210V211H108ZM56 211V212H55ZM113 211V212H112ZM73 212V213H72ZM100 212V213H99ZM224 212V213H223ZM251 212V213H250ZM60 213V214H59ZM70 213V214H69ZM90 214H91V212H89ZM163 213V214H162ZM82 214V215H81ZM99 214V215H98ZM149 214V215H148ZM174 214V215H173ZM233 214V215H232ZM224 215V216H223ZM98 216V217H97ZM204 217L206 216V217H208V212L205 214V215H203ZM235 216V217H234ZM62 217V218H61ZM66 217V218H65ZM70 217H72V219H70L69 220V218ZM74 217V218H73ZM85 217V219H83ZM114 217V218H113ZM42 219H44V215H43V217H41ZM76 218V219H75ZM80 218V219H79ZM124 218V219H123ZM236 218V219H235ZM242 218H244V219H242ZM122 219V220H121ZM204 219V218H203ZM203 219H202V221H203ZM11 220H12V218H11ZM10 220V221H11ZM233 221V225L234 226H230V222L229 221ZM73 221V222H72ZM84 221V222H83ZM107 221L109 222V223H107ZM112 223H111V222ZM129 222V223H128ZM185 222V223H184ZM198 222V223H197ZM229 222V223H228ZM252 223V224H251ZM101 224V223H100ZM116 224V225H115ZM205 224V225H204ZM47 225V224H46ZM202 227H201V226ZM211 225V226H210ZM226 225V226H225ZM229 225V226H228ZM247 225H249V226H247ZM200 226V227H199ZM251 226H253V227H251ZM87 227V228H86ZM153 227V228H152ZM211 227V228H210ZM244 227V228H243ZM250 227V228H249ZM202 228V229H201ZM233 228V229H232ZM254 228V229H253ZM155 229V230H154ZM229 229V230H228ZM235 229V230H234ZM107 230H108V232H107ZM115 231V232H117V236H116V242H118L119 243V246H118V248H117V246L115 245L116 243H115V241L112 239V237H111V234H110V231ZM119 230V231H118ZM121 230V231H120ZM84 231V230H83ZM91 231V232H90ZM101 231V232H100ZM104 231V232H103ZM261 232H263V233H261ZM94 233V234H93ZM155 233V234H154ZM236 235H235V234ZM255 233V234H254ZM261 233V234H260ZM261 236H260V235ZM121 235V236H120ZM259 236V237H258ZM87 237V238H86ZM237 237V238H236ZM107 238H108V240H107ZM106 239V240H105ZM215 239V240H214ZM234 239V240H233ZM237 239V240H236ZM111 240V241H110ZM113 240V241H112ZM254 240V241H253ZM31 243H34V242H36L34 239H30L29 240ZM89 241V242H88ZM239 242V243H238ZM121 243V244H120ZM218 243V244H217ZM101 244V245H100ZM126 245V246H125ZM258 245V246H257ZM210 246V247H209ZM245 247V248H244ZM263 247V248H262ZM116 248H117V250H116ZM120 248V249H119ZM215 248V249H214ZM257 248V249H256ZM262 248V249H261ZM72 249V250H71ZM219 249V250H218ZM231 249H232V251H231ZM233 249H235V250H233ZM238 249H239V251H238ZM242 250V251H241ZM222 251V252H221ZM253 251V252H252ZM261 251V252H260ZM72 252V253H71ZM86 252V253H85ZM102 252V253H101ZM119 252V253H118ZM88 253H89V255H88ZM124 253V254H123ZM239 253V254H238ZM30 254V252H28L27 253V255H29ZM78 254V255H77ZM117 254V255H116ZM232 254V255H231ZM231 256V258H230V256ZM233 255H234V257H233ZM236 255V256H235ZM241 255V256H240ZM73 256H74V258H76L75 260L73 259ZM86 257V258H85ZM229 257V258H228ZM91 259V260H90ZM97 259V260H96ZM232 259V260H231ZM22 259L20 258V261H21ZM111 260H112V262H111ZM18 261V260H17ZM20 261H18V262H20ZM71 261V262H70ZM77 261V262H76ZM92 261V262H91ZM22 262V261H21ZM122 262V263H121ZM57 263V262H56ZM55 263V264H56ZM14 264V263H13ZM15 264H18V263H16L15 262ZM27 264V263H26ZM30 264V263H29ZM44 264H47V263H44Z\"/></svg>",
	"mask_w": 264,
	"mask_h": 264
}]
</instances>
